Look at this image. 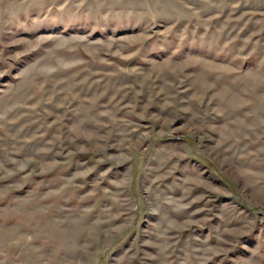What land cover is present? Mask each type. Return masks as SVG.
<instances>
[{
    "label": "rangeland",
    "instance_id": "rangeland-1",
    "mask_svg": "<svg viewBox=\"0 0 264 264\" xmlns=\"http://www.w3.org/2000/svg\"><path fill=\"white\" fill-rule=\"evenodd\" d=\"M0 264H264V0H0Z\"/></svg>",
    "mask_w": 264,
    "mask_h": 264
}]
</instances>
